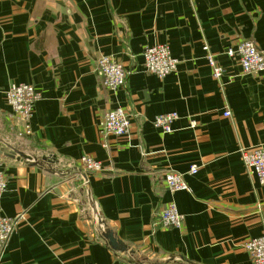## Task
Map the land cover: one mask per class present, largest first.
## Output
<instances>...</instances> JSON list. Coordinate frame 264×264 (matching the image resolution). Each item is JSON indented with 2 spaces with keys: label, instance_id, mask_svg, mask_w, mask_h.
<instances>
[{
  "label": "crops",
  "instance_id": "0c3cea01",
  "mask_svg": "<svg viewBox=\"0 0 264 264\" xmlns=\"http://www.w3.org/2000/svg\"><path fill=\"white\" fill-rule=\"evenodd\" d=\"M242 40L264 52V0H0V115L11 122V84L42 94L32 135L0 137V151L27 156L0 154V217H22L0 264H252L243 242L264 233V186L241 151L264 148V72L246 75L227 56ZM155 45L179 61L164 79L142 67ZM206 45L225 69L220 81ZM100 54L123 64L126 87L103 86ZM117 106L139 119L125 137H103ZM167 113L179 116L169 134L153 124ZM84 156L103 170L85 172ZM167 171L190 191H168ZM171 201L185 217L180 229L159 225ZM106 231L127 251L112 249Z\"/></svg>",
  "mask_w": 264,
  "mask_h": 264
},
{
  "label": "built area",
  "instance_id": "2783aa9c",
  "mask_svg": "<svg viewBox=\"0 0 264 264\" xmlns=\"http://www.w3.org/2000/svg\"><path fill=\"white\" fill-rule=\"evenodd\" d=\"M206 59L211 67L212 77L220 81L225 74V69L219 64L215 56L209 52V47H204ZM227 56L242 69L246 75H260L264 72V52L251 40H242L236 48H230ZM143 69L147 75L160 79L174 73L179 61L173 58L168 45L147 46L143 49ZM97 72L102 84L110 91H117L127 85L129 72L123 64L112 56L100 54L96 58ZM5 99L11 110L10 119L17 131L22 136H31V122L34 109L38 101L42 99L41 92L31 84H11L5 92ZM229 116V113H225ZM139 119V115L130 114L121 106H117L106 112L101 123L103 137H125L130 133L132 121ZM179 119L177 113H167L155 117L153 124L162 133L169 134L173 131V124ZM195 125V122L193 123ZM106 146V145H105ZM241 159L248 169L256 176L258 182L264 186V148L255 147L241 151ZM81 166L87 173H98L103 170L101 162L84 156ZM2 158L0 157V198L7 191V178L1 170ZM198 168L193 166L189 173L195 175ZM166 188L171 193L190 191V187L181 173L167 171L163 175ZM20 217H0V256L5 251L10 237L15 232ZM185 217L179 213L175 202L166 204L159 215V225L163 228L180 229L183 227ZM243 249L252 264H264V233L257 238H248L243 242Z\"/></svg>",
  "mask_w": 264,
  "mask_h": 264
},
{
  "label": "rangeland",
  "instance_id": "374dc122",
  "mask_svg": "<svg viewBox=\"0 0 264 264\" xmlns=\"http://www.w3.org/2000/svg\"><path fill=\"white\" fill-rule=\"evenodd\" d=\"M16 133V134H15ZM0 137H2L5 140L8 141H12L15 142V140H17L16 138H23L26 136H20L17 131L15 130L13 124L10 122V120L5 119L3 116L0 115ZM14 137V138H13ZM32 148L34 151H37V154H48L47 151H45V149L42 147L41 144L38 143H34L32 145ZM54 164L56 166H58L59 168H62V170H73L72 167H70L69 165L57 160V159H51Z\"/></svg>",
  "mask_w": 264,
  "mask_h": 264
},
{
  "label": "water",
  "instance_id": "95a60500",
  "mask_svg": "<svg viewBox=\"0 0 264 264\" xmlns=\"http://www.w3.org/2000/svg\"><path fill=\"white\" fill-rule=\"evenodd\" d=\"M0 154L7 158L16 159L17 161H23L27 158L25 154L12 148L9 152H6L5 148H3L1 149ZM104 237L108 241L112 249H114L115 251H119V252L127 251V247L123 245L118 239H116V237L112 232L106 231Z\"/></svg>",
  "mask_w": 264,
  "mask_h": 264
}]
</instances>
